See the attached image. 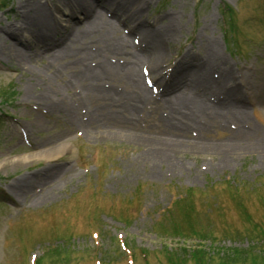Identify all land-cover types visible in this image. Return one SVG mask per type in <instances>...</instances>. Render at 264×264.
<instances>
[{
	"label": "rangeland",
	"instance_id": "rangeland-1",
	"mask_svg": "<svg viewBox=\"0 0 264 264\" xmlns=\"http://www.w3.org/2000/svg\"><path fill=\"white\" fill-rule=\"evenodd\" d=\"M18 1L0 0V38L23 17ZM128 1L136 12L135 0ZM118 10L102 15L114 24L119 52L107 48L100 32L106 27L88 31L65 11L55 15L69 37L60 41L50 31L62 45L23 48L6 36L33 60L25 70L12 62L13 72L0 59V264H264V86L244 98L246 124L236 112L180 106L174 113L155 98L154 73L141 66L136 76L151 98L128 74L143 60L134 48L141 36L160 43L145 37L154 30L169 33L162 43L166 70L186 56L193 66L207 59L214 38L233 76L241 80L247 70L254 79L264 72V0H151L137 28L132 19H117ZM102 66L106 77L89 79L86 70ZM29 69L47 76L33 78ZM49 74L58 80L57 95L47 91ZM189 78L183 68L174 86L163 85L179 95ZM207 90L220 93L213 80ZM36 117L40 124L30 128ZM172 121L185 134L177 144L164 142L173 138ZM49 142L57 149L43 157ZM53 164L66 169L57 190L38 182L24 200L14 196L11 182Z\"/></svg>",
	"mask_w": 264,
	"mask_h": 264
},
{
	"label": "bare ground",
	"instance_id": "bare-ground-1",
	"mask_svg": "<svg viewBox=\"0 0 264 264\" xmlns=\"http://www.w3.org/2000/svg\"><path fill=\"white\" fill-rule=\"evenodd\" d=\"M92 1L93 3H89L88 0H47L46 5L51 6L47 10L46 7L41 4V0H19L18 10L22 13V19L20 18L18 24L10 25L1 30L2 37L0 40L3 41V44L0 42V59L4 57L7 58L8 61L7 63L5 62L6 64L2 63V65L6 66L13 72H16V69L11 65L12 62L16 63L19 69L25 70V66L28 65L27 61L31 62L33 60L31 58L27 60V53L22 48H18L14 44L10 43L9 39H6V36L15 39L17 44L23 48H39L40 44H44L47 49L49 45H62V43L58 44L54 42V39L50 34L52 29L51 27L56 29V35H62L60 41L66 40L69 37V31L65 30L68 27H63L62 19L57 18L55 12L60 13L65 11L64 13L69 15L71 20H77V17H79L80 21L87 25L88 31L95 25L97 27H106L107 29H102L103 31L100 30V32H105L103 38L106 40L107 45L109 46H107V48L109 50L117 48L118 52L123 51L122 48H119L120 43L113 41L115 40L113 34H116L114 32L116 31L113 26L114 24L106 20L102 14H105L106 12L110 14L113 12V10L118 8L121 16H116V18L119 20H122V17H126V20L132 19L133 21L137 22V28V26L141 25V23H145L140 15L141 10L143 7L149 6L151 2V0H135L132 4V7H136L137 11L132 12L131 8L127 7V5L130 3L128 0H107L109 1L107 5L102 4L106 0ZM30 13L33 14L30 15ZM146 26L149 28V25ZM149 32H152V35L147 34L145 37L155 36L157 38L156 41L161 40L160 43L158 46H152L151 43L143 40V37L141 36L139 38L140 40L137 42L139 46L135 45L134 48L136 50H140L141 53H144L143 60L138 63V68L128 73L129 77H132L133 75L135 79L134 84L138 88L140 84H142L144 87L139 88L141 93H144L150 98L154 97V93L152 94V92H149V89L146 88L143 82H141V79L139 77L136 78V76L139 74V68L142 66L141 70L144 74H147L148 72L155 74V76H153L154 74H151L154 84L156 86L157 84L159 85L158 95L155 98L164 99V101L169 105L174 113L178 112L177 110H179L180 106H184L186 109H192L190 112L195 110L197 113L216 114V116L219 112L229 111L236 112L237 116L234 117L237 121L242 120L246 124L248 123L246 111L247 107L244 104V98L258 95L260 88L264 86V72L257 75L254 79L250 78L247 70L242 71V73L240 72V78L242 81L234 77L228 67L224 64L225 62L221 58L219 43L214 38L211 39V53L207 59L204 58L200 61V63L193 66V64H188V57L186 56L181 61H177L173 65L174 69L170 71L166 70L167 68H162L165 63L164 61L166 60L162 43L169 39V33L165 31L161 32V34H156L154 30ZM70 36L73 37L75 35L72 34ZM79 39L80 38L76 36V40L80 41ZM61 58L62 53L61 55H57L55 60L60 61ZM183 68L188 70L191 76V78H189L184 85L183 90H185V92L180 93L179 95L166 92V88L163 83L168 86H174L176 82L180 80ZM108 70L109 68L102 66V72H96V68H88L86 73L89 79L99 81L100 79L106 77L104 73ZM57 71L58 74H61L60 70ZM29 72L33 73V78H35V76H38V78L47 76L43 70L40 69L36 73L29 69ZM214 73L216 74V78L213 77ZM166 77L168 79H166ZM210 80H213L215 87L220 91V93L207 90V85L209 84ZM56 81L58 80L49 74V81L47 84H50L51 87L50 89L48 88L47 91L57 95L60 93V90L56 87ZM161 87L162 91H160ZM232 87L237 88L241 94L230 95L228 89H231ZM181 90L182 89H180V91ZM146 100L147 97H143L141 99L143 105H146V103H144ZM45 105H47V103ZM51 108L54 107L51 106ZM34 122L35 123L30 125V128H36L40 124L38 117L35 118ZM170 128L172 130L171 135L173 138H164V142H167L168 144H177L180 139L185 137V134L182 132L181 127L179 126V122L172 121ZM66 136L62 137V139H64ZM52 144L53 143L51 142L45 144V151L40 153L41 156L44 157L45 155L57 149L55 147L56 145ZM65 174V168H60L57 164H53L37 173L34 177L22 178V180L18 178L17 180L10 183L9 188L18 200H24L29 194L27 192L28 188L33 187L34 184L38 182H44V184L46 183V187L53 186L52 191L57 190L56 188L60 183L57 181L65 180ZM46 196H48V193H44L43 195L39 196L41 197L40 200Z\"/></svg>",
	"mask_w": 264,
	"mask_h": 264
}]
</instances>
